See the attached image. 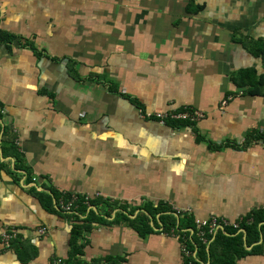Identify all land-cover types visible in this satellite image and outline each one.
<instances>
[{"label": "crops", "instance_id": "1", "mask_svg": "<svg viewBox=\"0 0 264 264\" xmlns=\"http://www.w3.org/2000/svg\"><path fill=\"white\" fill-rule=\"evenodd\" d=\"M190 3L0 0V31L15 37L0 41V226L18 229L9 247L0 237V264L69 256L76 225L56 194L96 213L82 237L87 264H187L162 213L145 237L131 225L148 206L196 225L264 210V141L247 140L264 135V93L235 80L264 74L263 58L235 40H264V2L196 0L206 3L197 14ZM184 108L205 118L164 126L140 116ZM238 264H264V254Z\"/></svg>", "mask_w": 264, "mask_h": 264}, {"label": "trees", "instance_id": "2", "mask_svg": "<svg viewBox=\"0 0 264 264\" xmlns=\"http://www.w3.org/2000/svg\"><path fill=\"white\" fill-rule=\"evenodd\" d=\"M204 5L196 4V0H191L189 5V11L192 14L200 13L205 9ZM15 37L8 34H4L0 31V41L5 43H11ZM236 41H242L245 46L250 45L255 51L256 55L264 60V40H255L247 37H241L239 39L238 34L235 37ZM236 83L242 88L248 87L252 94L264 93V74L259 75L257 70L249 69L243 70L237 74ZM180 123V122H179ZM175 125V123H171ZM178 125H187L185 122ZM177 126V125H176ZM8 140V144L13 148L14 157L20 163L23 162L22 155L16 147L17 137L12 135ZM250 142L259 140L264 141L263 134H252L247 139ZM0 139V147H1ZM5 143V142H4ZM4 147V146H3ZM5 149V148H4ZM56 198L59 201L65 200L70 202L74 198H64L61 195L56 194ZM64 198V199H63ZM94 201L91 202V205ZM45 209L49 211H56L53 203L49 206H45ZM61 211H64L65 215L74 221L75 229L72 236V248L69 256L64 259L65 264H87L83 260L84 245L82 244V237L84 234L92 228L93 222L92 214L96 215L94 211H91L89 215L84 216V212L87 211L85 198H78L74 202L72 211H67L62 203ZM162 213V226L163 230L169 233L178 235L181 243H185L187 249L191 252V255L186 256L187 264H200L205 263L207 257L211 258L213 264H238V260L249 254H264V210L252 211L245 215L243 218L236 220L239 227L234 225H227L220 227L217 231L210 232V227H202L199 223L197 225L187 216L181 220L174 214L170 208L165 206H159L156 209H152V206L146 207L145 211L140 212L139 216L130 220L131 225L137 230V232L145 237L154 231V228L149 225V216ZM126 218H129L126 214H120ZM99 219L97 215L96 220ZM101 219V218H100ZM196 225V226H195ZM198 226V227H197ZM203 233V234H202ZM261 238L263 241L261 242ZM255 244L251 251L247 250V245L251 246ZM91 264H101V262H93ZM104 264H120V260L116 258H108L104 261Z\"/></svg>", "mask_w": 264, "mask_h": 264}, {"label": "built area", "instance_id": "3", "mask_svg": "<svg viewBox=\"0 0 264 264\" xmlns=\"http://www.w3.org/2000/svg\"><path fill=\"white\" fill-rule=\"evenodd\" d=\"M140 116L143 119L157 121L159 124L164 125V126L169 125L171 123H179V122L180 123L185 122L191 125H195L205 118V113L200 110L193 109V108H184L179 111L171 110V111H166V112H144L142 111ZM76 200L77 198H74L70 202H67V203L63 202L65 209L67 211H72L74 207V202H76ZM198 223L202 227L209 226L210 232L217 231L220 227L227 226V225H234L236 228L239 227V224L236 223L235 221L230 222L227 219L219 218L216 216H213L206 220H201ZM41 232L42 233L46 232V228H42ZM17 235H18V229L16 227L3 228L0 226V237L2 239V242L6 246L9 247L12 244V240L16 238ZM182 249H183V252L187 256L191 255V252L187 249V246L185 243H182ZM58 261L60 262V264H65L64 258H58Z\"/></svg>", "mask_w": 264, "mask_h": 264}, {"label": "water", "instance_id": "4", "mask_svg": "<svg viewBox=\"0 0 264 264\" xmlns=\"http://www.w3.org/2000/svg\"><path fill=\"white\" fill-rule=\"evenodd\" d=\"M202 2H209V1H211V0H201Z\"/></svg>", "mask_w": 264, "mask_h": 264}, {"label": "rangeland", "instance_id": "5", "mask_svg": "<svg viewBox=\"0 0 264 264\" xmlns=\"http://www.w3.org/2000/svg\"><path fill=\"white\" fill-rule=\"evenodd\" d=\"M238 36H240V35H238ZM241 37V36H240ZM184 253V252H183ZM184 255H185V253H184Z\"/></svg>", "mask_w": 264, "mask_h": 264}, {"label": "flooded vegetation", "instance_id": "6", "mask_svg": "<svg viewBox=\"0 0 264 264\" xmlns=\"http://www.w3.org/2000/svg\"><path fill=\"white\" fill-rule=\"evenodd\" d=\"M263 2H264V0H263Z\"/></svg>", "mask_w": 264, "mask_h": 264}]
</instances>
